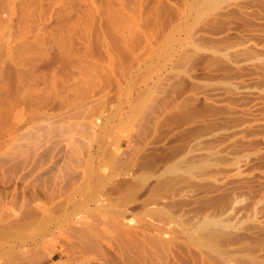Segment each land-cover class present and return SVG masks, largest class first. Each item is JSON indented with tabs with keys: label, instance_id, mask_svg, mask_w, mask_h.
Returning a JSON list of instances; mask_svg holds the SVG:
<instances>
[{
	"label": "rangeland",
	"instance_id": "obj_1",
	"mask_svg": "<svg viewBox=\"0 0 264 264\" xmlns=\"http://www.w3.org/2000/svg\"><path fill=\"white\" fill-rule=\"evenodd\" d=\"M32 263L264 264V0H0V264Z\"/></svg>",
	"mask_w": 264,
	"mask_h": 264
},
{
	"label": "bare ground",
	"instance_id": "obj_2",
	"mask_svg": "<svg viewBox=\"0 0 264 264\" xmlns=\"http://www.w3.org/2000/svg\"><path fill=\"white\" fill-rule=\"evenodd\" d=\"M123 230V229H122ZM127 235V234H126ZM142 235V234H141ZM137 240V239H136ZM138 242V241H137ZM140 245V244H139ZM155 245V244H154ZM136 246V245H135ZM143 246V245H142ZM129 247V246H128ZM133 248V247H132ZM203 249V248H202ZM143 250V249H142ZM128 253V252H127ZM140 253V252H139ZM129 254V253H128ZM215 255V254H214ZM48 256V255H47ZM40 258V257H39ZM129 258V257H128ZM33 264V263H32Z\"/></svg>",
	"mask_w": 264,
	"mask_h": 264
}]
</instances>
